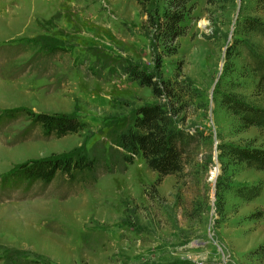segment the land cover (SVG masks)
<instances>
[{
	"label": "rangeland",
	"instance_id": "374dc122",
	"mask_svg": "<svg viewBox=\"0 0 264 264\" xmlns=\"http://www.w3.org/2000/svg\"><path fill=\"white\" fill-rule=\"evenodd\" d=\"M169 1L0 0V264H264V169L231 165L221 148L264 142V127L243 128L220 102L236 92L264 104L249 50L232 56L254 2L173 0L176 35L164 26ZM129 64L182 98L179 127L202 132L178 174L129 162L117 144L138 108L162 101ZM18 108L87 126L45 136L27 112L7 116ZM81 153L100 159L94 182L1 181L27 161ZM259 182L251 200L228 188Z\"/></svg>",
	"mask_w": 264,
	"mask_h": 264
},
{
	"label": "trees",
	"instance_id": "16d2710c",
	"mask_svg": "<svg viewBox=\"0 0 264 264\" xmlns=\"http://www.w3.org/2000/svg\"><path fill=\"white\" fill-rule=\"evenodd\" d=\"M138 1L143 2L144 0ZM172 1H169L170 5L164 12V26L166 25L165 28L169 32L179 35L184 13L178 10L180 4ZM252 1L254 2L253 11L264 12V0ZM255 12L242 19L240 32L244 38L236 40L232 56L240 54L241 44L249 50L251 61L249 65H245L252 67V73L257 79V89L262 93L264 90V50L259 51L258 44L252 40L257 41L256 36L264 38V19ZM125 72L131 79L140 80L150 86L162 101L138 108L133 122L118 135L117 144L126 151V159L129 162L141 155L148 167L160 175L180 173L184 169L185 158L189 156L193 145L196 146L202 132L198 129L192 131L177 125L174 116L178 113L179 107L176 104L182 102V98L168 97L170 95L168 85L162 89L160 84L153 79V75L140 70L135 65H126ZM164 95L165 97H160ZM220 102L239 120L243 128L264 127V104L248 101L236 92L223 93ZM25 112L30 115L33 124L42 127L45 136L55 134L62 137L68 133L79 132L87 126L86 121L67 114L32 113L20 108L7 110L6 114L9 117H16ZM221 148H223V155L227 157L231 165L246 163L248 167L257 170L264 169V142L260 146L227 143L222 144ZM99 160L98 157H89L85 153L79 156L35 159L8 172L1 178V181L3 186L20 188L26 185L28 189L36 182L49 184L56 179L59 173H64L71 181L94 182L96 170L100 165ZM228 188H232L238 197L251 200L262 193L263 183L229 185Z\"/></svg>",
	"mask_w": 264,
	"mask_h": 264
}]
</instances>
